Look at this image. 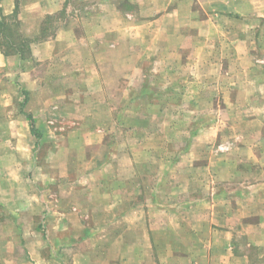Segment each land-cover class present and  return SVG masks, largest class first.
Wrapping results in <instances>:
<instances>
[{"label": "crops", "instance_id": "1", "mask_svg": "<svg viewBox=\"0 0 264 264\" xmlns=\"http://www.w3.org/2000/svg\"><path fill=\"white\" fill-rule=\"evenodd\" d=\"M16 9L20 22L28 25V36L38 34L47 17L64 13L56 36L33 42V54L37 46L39 58H48L58 42L65 41L70 60L78 63V74L91 76L93 81L78 84L80 91L93 93L90 98L94 104H102L110 116L114 95L120 89L108 83L107 77L119 79L134 69L140 75L144 72L138 63L146 56L128 51L129 47L134 50L151 41L154 50L148 59L166 60L170 71L181 58L199 66L206 58L185 51L216 40L220 29L230 35L232 24L241 21L247 36L237 37L233 45L239 56L248 58L256 43L249 33L257 20L264 21V0H1L3 16H12ZM123 44L127 50L120 52ZM7 57L0 49V61ZM124 62L133 66L120 72L117 64ZM101 92H106L102 98ZM22 112L28 129L19 134L36 141L33 139L32 148L25 149L23 155L17 152L0 167V264H207L203 213L208 202L222 201L220 189L225 178L216 174L210 184L206 178L199 183V177L193 179L184 170V196L180 197L176 182L170 181L163 201L157 182L146 184L149 188L143 186V163L127 146V133L101 131L95 118L90 128L78 132L77 144L71 139L65 147L77 151L76 161L66 156L62 163L48 165L40 154L43 133L33 115ZM27 113L35 121L37 134L32 132ZM82 118L84 123L91 119ZM120 121L118 118V124ZM234 152L236 163L251 162L252 156H259L252 149ZM260 154L264 156V150ZM226 163H216L213 169L219 173ZM232 165L238 167L231 161ZM199 188L202 192L187 198L188 191ZM245 188L252 192L262 188L260 193L264 194V180L248 183ZM262 204V210L250 207L246 227L241 230L260 257H264V201ZM230 210V216L238 212L232 205ZM163 212L167 226L160 229L155 222L163 219ZM179 218L190 223L181 227ZM193 220H199L198 224ZM160 231L164 239L158 237ZM239 232L221 228L220 235L215 233L220 237L211 247L209 264H251L237 249Z\"/></svg>", "mask_w": 264, "mask_h": 264}, {"label": "rangeland", "instance_id": "2", "mask_svg": "<svg viewBox=\"0 0 264 264\" xmlns=\"http://www.w3.org/2000/svg\"><path fill=\"white\" fill-rule=\"evenodd\" d=\"M64 17L62 12L47 17L40 32L33 36L27 35L28 25L21 21L16 27L20 37L32 40L30 50L24 51L26 59L11 53L8 59L0 61V167L8 164L17 152L23 155L25 149L32 148L33 139L36 141L34 137L27 139L19 134L28 129L23 110L33 115L43 133L40 154L48 165L52 162L58 165L66 156L74 157L76 161L77 151L65 150V147L72 142L71 139L77 144L78 132L90 128L94 122L92 118H95L101 131L127 133V146L134 149V154L143 163V186L149 188L147 185L157 182L163 201L170 181L176 182L174 185L179 186L180 197L184 196L181 181L186 175L183 173L192 174L193 179L199 177V183L206 178L210 184L216 174L225 178L219 188L223 192L222 201L220 204L208 202L203 213L207 264L212 257L211 247L220 237L215 233L220 235L221 228L240 231L236 240L239 252L247 255L251 264H264V257L258 255L256 247L250 246L246 235L241 232L246 227L250 207L262 210L264 201V194L260 193L262 188L253 192L245 188L248 183L264 180V156L260 154L264 150L263 19L257 20L255 29L249 33L256 43L248 58L239 56L233 45L237 37L247 36L241 21L232 24L230 35H224L225 29H220L216 40L204 47L185 51L206 58L199 66L181 58L175 60L170 71L166 69V60L148 59V53L154 50L151 41L135 46L134 50L129 47L128 51L146 56V60L138 63L143 66L145 75L134 69L119 79L118 76L107 77L108 83L120 89L114 95L115 107L110 116L102 104H94L90 98L93 93L85 95L80 91L78 84L93 81L91 76L78 74V63L70 60L65 41L58 42L55 52L48 58H39L37 46L36 56L33 54V42L55 37ZM9 18L12 21V17ZM124 50L127 48L123 44L120 52ZM132 66L131 62L117 64L120 72ZM198 67L200 74H197ZM24 90L28 93L25 94ZM105 93L101 92L100 97ZM87 116L90 121L82 122V117ZM238 149H252L259 156H252L251 162L239 164L234 156ZM231 161L238 167L230 166ZM224 162L228 163L225 168H220L219 173V169L217 172L213 169L216 163ZM146 188H143V194L147 193ZM199 189L188 191L187 198L202 192V188ZM206 190L208 194L210 188ZM231 205L234 211H238L233 217L230 216ZM165 207L166 203L164 210ZM162 214L163 219L158 218L155 223L165 229L167 216L165 212ZM250 219L255 218L251 216ZM178 222L181 227L190 223L182 219ZM198 222L193 220V224ZM172 223L175 224L176 219ZM158 237L164 239L163 231ZM161 256L165 259L163 252Z\"/></svg>", "mask_w": 264, "mask_h": 264}, {"label": "trees", "instance_id": "3", "mask_svg": "<svg viewBox=\"0 0 264 264\" xmlns=\"http://www.w3.org/2000/svg\"><path fill=\"white\" fill-rule=\"evenodd\" d=\"M0 14V49L6 55L16 53L22 59H25L26 54L24 51L30 50V42L32 40L21 38L18 33V29H16V27L20 25V20L18 18V10L16 9L14 14L11 16L12 21L8 16H3L1 10ZM27 117L30 120L32 132L37 134V128L32 115L27 113Z\"/></svg>", "mask_w": 264, "mask_h": 264}]
</instances>
